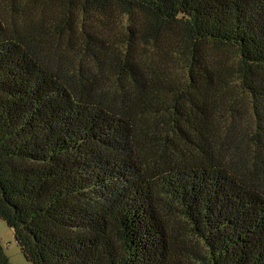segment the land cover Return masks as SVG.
Wrapping results in <instances>:
<instances>
[{
	"label": "trees",
	"instance_id": "obj_1",
	"mask_svg": "<svg viewBox=\"0 0 264 264\" xmlns=\"http://www.w3.org/2000/svg\"><path fill=\"white\" fill-rule=\"evenodd\" d=\"M10 2L0 218L24 257L264 264V0Z\"/></svg>",
	"mask_w": 264,
	"mask_h": 264
},
{
	"label": "rangeland",
	"instance_id": "obj_2",
	"mask_svg": "<svg viewBox=\"0 0 264 264\" xmlns=\"http://www.w3.org/2000/svg\"><path fill=\"white\" fill-rule=\"evenodd\" d=\"M10 6H11L10 0H0V12H2L4 15L12 16L13 12L9 8ZM52 7L53 8L51 9H55V6ZM88 15L90 16L91 14L88 13ZM112 20H114V22H118L120 28L121 27L124 28L126 22L124 16L120 15L115 17L114 15L112 17ZM212 50H214V52L216 53L223 52L224 56L230 61H235L236 59L235 54L232 51L217 50L214 48ZM233 95L235 96L234 98L235 112L239 114L242 120L247 119V117H249V114L251 113V96L247 92L241 91V89L234 90ZM0 243L4 249V252L8 256L12 264H32L24 257L23 253L21 252V249L15 240L12 229L9 228L7 223L1 218H0Z\"/></svg>",
	"mask_w": 264,
	"mask_h": 264
}]
</instances>
